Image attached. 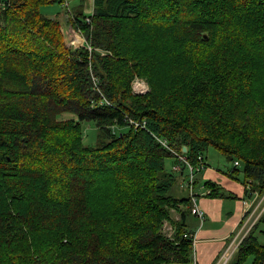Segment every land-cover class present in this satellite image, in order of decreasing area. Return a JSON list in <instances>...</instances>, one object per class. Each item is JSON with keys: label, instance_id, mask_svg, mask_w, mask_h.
<instances>
[{"label": "trees", "instance_id": "obj_1", "mask_svg": "<svg viewBox=\"0 0 264 264\" xmlns=\"http://www.w3.org/2000/svg\"><path fill=\"white\" fill-rule=\"evenodd\" d=\"M63 2L0 0V264H192L193 243L183 236L191 233L171 240L161 232L171 209L191 206L190 195L170 194L175 174L186 169L177 155L195 165L213 147L240 162L252 203L254 183L264 187V116L246 88L262 73L264 22L255 25L260 37L253 32L261 47L247 50L224 39L213 44L210 21L225 20L232 0H92L91 13H73L69 28L110 52L101 57L67 47L60 21L37 8ZM242 7L257 13L264 0ZM193 35L202 44L195 58L170 50ZM165 57L173 61L168 73ZM135 73L147 77L142 95L131 92ZM83 121L109 142L84 146ZM56 151L75 186L49 201L37 165ZM165 158H175L180 171L166 172ZM97 172L110 179L111 193L92 206L94 179L84 182ZM180 213L183 231L187 214ZM255 235L242 237L230 263L251 256L255 264L264 247Z\"/></svg>", "mask_w": 264, "mask_h": 264}, {"label": "rangeland", "instance_id": "obj_2", "mask_svg": "<svg viewBox=\"0 0 264 264\" xmlns=\"http://www.w3.org/2000/svg\"><path fill=\"white\" fill-rule=\"evenodd\" d=\"M242 4H243V0H232V5H230L226 13L227 18L225 20H223L222 18L220 19V21L217 19L210 21L211 24H214V27L211 28L213 33L212 39L215 40L213 44H217L218 41H223L224 39L223 41L224 43H229V45L233 47L239 42L241 44H244V46L247 47V50L252 46L256 50L257 47L259 48L261 47V45L258 43L259 41H257L258 37L253 38V35L256 33L257 36H259V33H261L258 32V30H256L255 25L259 24L257 26V28H259V26L263 24L264 18L262 20H259V17L264 13V8H261L260 11H258L259 13L258 12L252 13L246 7L243 8ZM37 8L41 15L49 18H54L60 21L61 33L63 37L62 41L67 47H69L70 49H74L78 47L77 45L80 39L79 37L81 36L78 37L77 35L78 32L68 27V24L72 22V18L69 17V14L67 13V9L73 13L82 12L83 15L90 14L92 11V0H68L67 6L61 5L60 3H44L39 5ZM209 26H213V25H209ZM80 32L81 34H83L82 31ZM248 32L250 33L248 34ZM206 33L207 32L205 31V34ZM206 37L207 34L205 35V38ZM195 38H196L195 35H193L182 39L180 42L179 40H174L177 47L175 49H170V50H173L176 54H178V57L180 59H184L186 57H194L193 55H195V53H198L200 51V48H202V44L197 43V40ZM82 44L84 43L82 42ZM91 48H92L91 51L88 50L89 53H91L93 50L94 51L96 50L101 57L105 55L111 56L110 52L105 51V49L103 48H99V47L97 48L91 47ZM164 59L166 60L165 63L166 65L164 66V69L168 73V71H170V68L172 67L173 61H170V59L167 57H165ZM176 62L184 63L183 60H178ZM131 67L132 66H130V68ZM261 68H262V73L259 75L258 78H256L255 80L251 79L246 81V88L250 92H253L255 96V100H254V108H256L255 111L258 113L262 112L263 113L262 116H264V62L261 63ZM129 71L134 72L131 69H129ZM146 78L147 77H143L139 74L136 73L134 74L130 82L131 83L130 88L133 94L135 95L144 94V93H137L133 90L132 87L133 80L139 79L143 81L148 88ZM94 81L95 80L93 79L94 88H97L96 87L97 85L96 83H94ZM137 87H141V85ZM97 91H98L97 94H99V96L101 97L103 94H101L100 89H98ZM113 101L114 100H112V102ZM1 106H2V102L0 100V107ZM65 115L67 116L70 114L64 113V116ZM117 126L118 125H113L112 128H114L117 131L118 129H121L120 127H123L122 125L120 127ZM99 130L96 124L92 121H83L81 123V136L84 146L97 147V145L100 144L101 147L102 145H105L106 143L109 142V140L104 139V137L101 136V131L99 133ZM205 155L206 156L208 155L210 160L209 168L215 167L214 162H216L215 161L216 158L221 159L223 157L226 160V158L222 156L213 147H209L205 152ZM32 156H35V149H34V154ZM176 159L175 158L164 159V170L166 172L174 173L173 167H175V164H177ZM41 162L42 163H38L37 169H39L49 181L48 183L50 187L47 188L48 189L47 197L49 198V201H56L59 199L60 195L64 194L62 193L61 189H65L63 191H66L69 186H75V180L73 181L71 180L73 179L72 178L73 175L70 172H68V175H62L64 171L65 157L63 153H61L60 151L50 153L48 156L42 159ZM230 162H228V164L226 162V164L229 165V167L231 168L232 163ZM179 178H180L179 175L177 176L175 174V182L170 191V194L172 195V197H174V199H182V198H186L187 195H190L189 191L187 189H184L183 186L179 184L181 183L179 181ZM91 179H94V184L90 186V190L92 192L88 197V202L90 203V205L92 204L96 205L98 203H106L110 199L108 196L109 193H111L109 186V182L111 183L110 179L108 181L107 179H105V175H102L99 172H97L94 175L90 176L89 178H85V182H84L85 185L89 184V181ZM248 186H250V183L248 184ZM102 187H106V188L109 187V188L103 189ZM96 188L102 189V195L99 192L95 191ZM254 189L258 191V194L257 195L254 194L255 196L254 202L249 203L251 205V212H248L246 215L247 217L245 220L244 232H242V237L245 234L249 235L252 232V234L254 235L256 234L255 236L257 237L258 243L262 245L264 244V234L260 232L264 230V224L262 223L264 222V187L261 188L259 185L254 183ZM58 191L61 192L60 195H58L59 194ZM191 207L192 204L190 207L180 205L178 211L174 209L170 210L172 221L170 220L164 221L161 227V232L163 233L164 236H166V238L172 240L176 233L180 234L181 232H185V230L182 231V229L180 228V224H179L181 217L180 212L186 210V213L188 214L189 212L187 210H189ZM231 253L232 252H230V255L227 256V261L224 264H229L232 261L233 256L231 258ZM251 261H252V257L249 256L244 264H250ZM255 264H264V247L261 248L260 255H258V259L255 261Z\"/></svg>", "mask_w": 264, "mask_h": 264}, {"label": "crops", "instance_id": "obj_3", "mask_svg": "<svg viewBox=\"0 0 264 264\" xmlns=\"http://www.w3.org/2000/svg\"><path fill=\"white\" fill-rule=\"evenodd\" d=\"M203 157L205 167L195 175L196 182L190 195V203L204 211V219L199 221L194 215L186 213L185 231L190 232L195 239L192 264H222L225 254L230 255L232 252L231 258L234 257V251L244 232L247 206L253 198H249V181L241 171L239 162L234 166L233 162L226 161L223 157L216 158L215 167L209 168L208 155L204 154ZM226 162L232 163V167ZM182 173L180 182L188 174V170L185 169ZM207 181L212 183L215 194L208 195L212 188L205 185Z\"/></svg>", "mask_w": 264, "mask_h": 264}, {"label": "built area", "instance_id": "obj_4", "mask_svg": "<svg viewBox=\"0 0 264 264\" xmlns=\"http://www.w3.org/2000/svg\"><path fill=\"white\" fill-rule=\"evenodd\" d=\"M67 4H68V0H64V2H63L62 5L67 6ZM67 13L69 14V17H71V18L73 17V13L70 12L68 9H67ZM88 21H89V18L86 19V22H88ZM76 31L78 32V34H77L78 37L81 36V37H79L80 39H79V42H78V45H77V46H81V45L84 46V44H85V46L87 47V49H88L89 51H91L92 49H91L89 43L85 40L83 34H81V32H80L81 30L77 28ZM82 42H83L84 44H82ZM139 85H141V87H137V86H139ZM132 87H133V90H134L135 92H137V93H145V92L148 90V88H147V86L145 85V83H144L143 81L139 80V79H135V80H133V82H132ZM134 124H135V126H137V123H134ZM177 159L181 162L180 164H183V165L185 166V168L188 170V174L185 176V178H184L183 181L180 183V185L183 186L184 189H187V190L189 191L190 195H192V193H193V187H194V185H195V175H196L197 173L201 172V171L203 170V168L205 167V160H204V157H203V155H198V156H197V162H196L195 165H191V164H189V163L186 161L185 156H184L183 154L178 155V158H177ZM180 164H179V165H176L175 167H173L174 171H177V172L180 171V167H181ZM237 164H238L237 161H233V165H234V166H237ZM182 174H183V173H182ZM182 176H183V175H182ZM247 210H248V212H251V205H250V204L247 206ZM190 214H192V215H194L195 217H197V219H198L199 221H203V219H204V211L201 210L200 208H198V207L195 206V205H193V206L191 207V209H190ZM248 215H249V214H248ZM183 236H184V237H189V238H191L192 243H195V239H194L193 235H191V234H189V233L186 232V233L183 234ZM241 239H242V238H241ZM239 242H240V241H239ZM238 245H239V243L237 244V246H238ZM236 248H237V247H236ZM227 256H228V255H226V254L223 256V257H224L223 264L227 261Z\"/></svg>", "mask_w": 264, "mask_h": 264}, {"label": "water", "instance_id": "obj_5", "mask_svg": "<svg viewBox=\"0 0 264 264\" xmlns=\"http://www.w3.org/2000/svg\"><path fill=\"white\" fill-rule=\"evenodd\" d=\"M183 151H185L186 150V148L185 147H183V149H182Z\"/></svg>", "mask_w": 264, "mask_h": 264}]
</instances>
